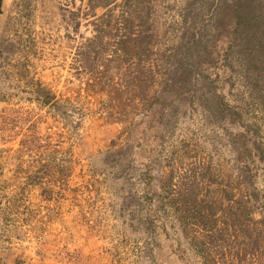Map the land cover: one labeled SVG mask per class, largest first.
<instances>
[{
  "label": "rangeland",
  "instance_id": "obj_1",
  "mask_svg": "<svg viewBox=\"0 0 264 264\" xmlns=\"http://www.w3.org/2000/svg\"><path fill=\"white\" fill-rule=\"evenodd\" d=\"M70 1L4 0L0 264H200L170 197L237 185L236 125L250 131L264 168V0L255 2L256 23L239 27L233 0H157L170 90L159 125L141 129L139 160L125 123L103 117L73 72L77 36L63 16ZM78 29L88 34L89 25ZM251 264H264V249Z\"/></svg>",
  "mask_w": 264,
  "mask_h": 264
},
{
  "label": "trees",
  "instance_id": "obj_2",
  "mask_svg": "<svg viewBox=\"0 0 264 264\" xmlns=\"http://www.w3.org/2000/svg\"><path fill=\"white\" fill-rule=\"evenodd\" d=\"M257 1L233 0V27L256 23L260 18L254 14L259 7ZM70 2L72 7H66L63 16L77 36L73 72L103 117L125 123L126 136L134 140L136 147L132 160H139V140L144 138L141 129L159 125L161 95L170 90V52L159 43L157 0H80L77 5ZM83 22L89 25L85 35L78 29ZM255 30L251 29L252 35ZM213 96L222 103L217 93ZM41 100L47 103L49 97ZM234 128L237 185L230 187L226 180L209 195H201L195 186H190L179 188L175 197H170L180 227L189 234L186 244L198 255L200 264H251L264 249V188L256 185L261 180L264 186V168L258 166L260 158L250 131L243 125ZM151 152L142 161L147 166L143 171L147 203L153 192L149 186L154 156ZM146 214L151 222L152 213ZM174 251L181 257L183 247L177 244Z\"/></svg>",
  "mask_w": 264,
  "mask_h": 264
},
{
  "label": "water",
  "instance_id": "obj_3",
  "mask_svg": "<svg viewBox=\"0 0 264 264\" xmlns=\"http://www.w3.org/2000/svg\"><path fill=\"white\" fill-rule=\"evenodd\" d=\"M3 5H4V0H0V16L3 13Z\"/></svg>",
  "mask_w": 264,
  "mask_h": 264
}]
</instances>
